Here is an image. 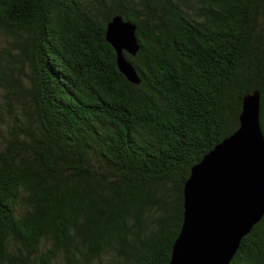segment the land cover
I'll use <instances>...</instances> for the list:
<instances>
[{"label": "trees", "instance_id": "obj_1", "mask_svg": "<svg viewBox=\"0 0 264 264\" xmlns=\"http://www.w3.org/2000/svg\"><path fill=\"white\" fill-rule=\"evenodd\" d=\"M0 37V264H169L191 168L255 90L264 131V0H0ZM230 264H264V216Z\"/></svg>", "mask_w": 264, "mask_h": 264}, {"label": "water", "instance_id": "obj_2", "mask_svg": "<svg viewBox=\"0 0 264 264\" xmlns=\"http://www.w3.org/2000/svg\"><path fill=\"white\" fill-rule=\"evenodd\" d=\"M106 38L120 71L133 83L138 71L127 56L140 50L137 24L121 14ZM264 216V131L261 92L243 98L240 125L191 168L184 186V219L169 264H230L242 238Z\"/></svg>", "mask_w": 264, "mask_h": 264}, {"label": "rangeland", "instance_id": "obj_3", "mask_svg": "<svg viewBox=\"0 0 264 264\" xmlns=\"http://www.w3.org/2000/svg\"><path fill=\"white\" fill-rule=\"evenodd\" d=\"M0 40H1V37H0Z\"/></svg>", "mask_w": 264, "mask_h": 264}]
</instances>
